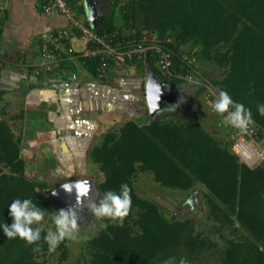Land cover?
<instances>
[{
	"label": "trees",
	"instance_id": "obj_1",
	"mask_svg": "<svg viewBox=\"0 0 264 264\" xmlns=\"http://www.w3.org/2000/svg\"><path fill=\"white\" fill-rule=\"evenodd\" d=\"M108 4V15L94 29L98 34L112 38L125 49L139 44L143 37L156 35L158 44L170 54L173 69L194 82L162 74L153 50L134 57L130 66L135 65L142 76V91L133 99L138 101L134 103L136 111L143 108L138 114H146L143 89L147 73L175 88L172 94L176 89L190 88L194 95L188 90V102L195 107L190 108V115L179 116L172 111L151 120L147 117L145 123L127 119L118 129L104 134L98 145L90 146L87 155L81 152L75 156L81 164L88 158L98 165L103 174V181L97 185L101 194L118 193L122 184L131 189L129 214L86 242L85 264H164L170 258L174 264L181 259L187 264H264V163L248 167L240 162L231 151L239 130L225 125L220 114L204 106L207 95L200 96L209 84L218 93L226 91L233 101L251 110V126L264 137V116L257 111L258 105L264 104V0H108ZM77 8L85 15L83 5ZM85 24L90 27L87 20ZM195 61L215 66L222 71L221 77L212 82L202 79L196 75ZM100 62L99 56L85 60L83 67L92 79L68 86L94 94L98 86H103L117 93L119 89L113 86L116 77L96 80ZM27 74L30 75L28 71ZM42 78L35 77L36 82ZM195 78L200 84L195 83ZM40 84L46 86V82ZM4 93L0 91V101ZM192 97L200 102L193 103ZM81 99L75 98L74 104L67 106L82 113L95 108L94 101L87 104L79 102ZM122 99L133 103L127 96ZM119 110L127 118L125 110ZM23 116L21 111L10 119ZM76 120L73 122L77 124L82 119ZM76 127L72 133L68 130V135L89 136L94 123L87 120ZM88 141L92 143L91 137L87 141L79 139L78 143ZM22 142L23 138L16 137L9 122L1 118L0 264H46L40 258L50 251L41 223L40 252L33 251L37 245L18 237L8 239L2 228L5 223H13L9 205L15 199L31 200L45 210V216L53 211L44 193L49 187L47 181L36 182L25 172L29 161L23 154ZM73 172L76 178L84 173L77 167L70 174ZM139 172L151 174L164 188L184 192L203 188L208 217L218 222L219 229L226 225L225 231L227 227L231 230L232 237L226 240L225 247L217 249L215 243L195 231L190 219L170 221L158 204L141 198L134 188ZM67 243L68 240L61 242L50 252L58 253V263L67 258Z\"/></svg>",
	"mask_w": 264,
	"mask_h": 264
},
{
	"label": "crops",
	"instance_id": "obj_2",
	"mask_svg": "<svg viewBox=\"0 0 264 264\" xmlns=\"http://www.w3.org/2000/svg\"><path fill=\"white\" fill-rule=\"evenodd\" d=\"M93 1L95 7L100 10L101 0ZM35 4L36 0H6L4 2L5 11L0 26V91L5 93L0 101V119L7 120L8 117L23 111V118L13 120L16 121L18 129H21L19 132L24 136V138L22 137L23 154L28 160L30 156H49L52 162L55 161L53 169L58 172L63 171L65 174H69L76 167L84 172L87 161L84 160V164H81L79 162L81 159L79 158L77 162L75 156H79L81 152L83 156L87 155V149L92 143L88 141L82 145L78 141L79 139L87 141L90 137L93 141L100 126L98 118L101 115L104 117L110 113L122 115L119 110L121 108L127 113V118L142 116L146 119L150 117L146 102V114H138L139 111L143 112L142 107H138V111L134 108V103L136 104L138 101L135 100L134 102L133 99L142 91V76L134 65V73L124 72L128 74V77L122 75L116 77L113 86L119 89L117 93L103 86L97 87L96 94L92 91L74 90L73 87L68 86V83H80L88 80L84 77L87 73L85 68H79L75 65L73 66L74 69H63L62 73H58L55 77H44L36 82L31 70L39 62L37 47L40 34L45 30L67 27L68 21L61 15L49 16L42 14ZM81 4L86 16L84 0H81ZM73 46L78 49L80 43L74 42ZM27 71L30 75L27 74ZM72 73L76 75V80L70 79ZM51 78L53 80L50 82L49 79ZM45 82L46 86L40 84ZM36 84H40V86L31 89V86ZM173 90L175 88L168 87L169 93H172ZM80 92H82L81 96ZM126 96L130 98L129 102L133 103L128 104L122 99ZM75 98H83L87 104H92L94 101L96 106L90 111L86 109L83 113L81 110L74 112V110H71V106L69 109L67 103L74 104ZM169 98L171 96L169 97L166 94L167 100L164 107L160 109L161 111L172 110L174 106H177L176 103L174 104L176 100L170 102ZM83 100L81 99L79 102ZM79 118L82 120L77 124L73 122V120ZM10 120L9 118L7 121ZM87 120L94 123V129L92 128L90 137L88 134H85L86 136L68 135V130L72 133V130L77 128L78 124ZM82 131H84L83 128ZM80 133L82 132L80 131ZM67 166L70 167L69 170ZM49 179L51 180V178Z\"/></svg>",
	"mask_w": 264,
	"mask_h": 264
},
{
	"label": "rangeland",
	"instance_id": "obj_3",
	"mask_svg": "<svg viewBox=\"0 0 264 264\" xmlns=\"http://www.w3.org/2000/svg\"><path fill=\"white\" fill-rule=\"evenodd\" d=\"M100 3L101 7L99 13L101 16L108 15L109 11L107 9L110 6L108 4V0H101ZM195 65L197 69L196 75H200L202 79H205L208 82H212L214 79H219L221 77L222 71L209 63L201 65L195 61ZM78 67L80 68L79 64ZM134 69V65L130 66L127 68L126 72L134 73ZM119 73L122 75L125 74L123 71ZM124 76L128 77V74H125ZM84 77L92 79L90 76L88 77L87 73ZM195 81L196 83L200 84L196 78ZM176 90L177 92H175V96L179 99L178 106H172L173 110H162L156 115L164 116V114L172 111H177V115L179 116L192 114V110H190V108L193 109L195 105H191L188 101L191 95H194L193 91L190 88ZM188 90L191 95L188 93ZM209 93L210 95H208ZM218 94L219 93L216 88L211 84L205 85V91L200 94L201 97L203 95H207L204 100V106L210 107V111H214L213 104L218 97ZM200 96L199 98H201ZM199 98L197 99L192 97L191 100L193 103H197L200 102ZM9 118L10 117H8L7 120H9ZM127 119H134L140 121V123L146 121V119L142 118V116L126 118L116 113H110L105 117L101 115L100 118H98L100 126L98 127L95 135L96 137H94L91 146L98 145L104 134L112 132L113 129H118ZM9 123L11 124L12 130L16 137L20 135L19 137L24 138V136H22V134L19 132L21 129H18L19 127L16 125V121L12 119L9 121ZM27 161L29 162L26 166L25 172L27 173L28 178L32 180L34 178L36 182L47 181V184H49V187L44 193L48 198L53 211L50 215L45 216L44 220L41 221V226L45 229L46 233L49 230L55 231V214H58L59 210L61 209H67L70 207V205L67 203L66 205L63 200L56 199L50 194V191L56 186L67 182L68 180L88 179L93 181L95 192L92 194V196L96 199V201L99 202V199H101L103 196V194H100L97 189V185L103 181V174L99 170L98 165L94 164L89 159L86 160V170L84 171L83 175L80 176L81 178H76L77 176L74 175V172L72 174H65L63 171L58 172L57 170H54L53 168L55 167V161L52 162V159H50L49 156H30L29 160ZM67 169L69 170L70 167L67 166ZM49 178H51V180ZM54 178L58 179L55 181ZM134 188L136 193L141 198L149 199L158 204L160 210L167 218L170 219V221L190 219L194 224L195 231L200 232L204 237L215 243L217 249H223L225 247L226 240L232 237L229 227H227V230L225 231L224 227L226 225H224L222 226L221 230L219 229L221 226L218 228V222L208 217V207L206 206L204 199L203 188L197 187L196 190H191L189 192L164 188L154 181L151 174L142 172L137 174L134 182ZM79 215L81 216V219L79 221L80 229L78 233V240H68V254L66 260L58 263V253L52 254L50 252L42 256L40 260H44L46 264H85V259H87L88 256L85 249L86 242L98 235L99 232L102 231L108 224L122 222L120 220H112L108 218H97L90 214L86 208L80 211ZM235 233L237 232L235 231Z\"/></svg>",
	"mask_w": 264,
	"mask_h": 264
},
{
	"label": "built area",
	"instance_id": "obj_4",
	"mask_svg": "<svg viewBox=\"0 0 264 264\" xmlns=\"http://www.w3.org/2000/svg\"><path fill=\"white\" fill-rule=\"evenodd\" d=\"M5 1L0 0V23ZM79 5H82L81 0H36L35 6L42 14L64 16L68 26L45 30L40 34L37 47L39 62L31 70L34 77H55L62 73L63 69L78 64L84 68L85 60L99 56L101 62L96 69V80L114 79L122 75L119 72H125L130 67L134 57H139L147 50H153L158 58L157 67L162 74L174 75L176 78L194 83L173 69L171 56L158 44L156 35L151 38L143 37L142 42L125 49L120 43H114L112 38L100 35L87 26L86 16L78 11ZM74 42L80 43L78 49L73 46ZM70 79L76 80V75L72 73ZM231 151L248 167L260 165L264 163V137L250 125L247 133L239 131L238 135L234 136Z\"/></svg>",
	"mask_w": 264,
	"mask_h": 264
},
{
	"label": "clouds",
	"instance_id": "obj_5",
	"mask_svg": "<svg viewBox=\"0 0 264 264\" xmlns=\"http://www.w3.org/2000/svg\"><path fill=\"white\" fill-rule=\"evenodd\" d=\"M164 85L166 86L168 95V87L170 86H167L165 83ZM170 88L172 89V87ZM162 94L161 86L156 81H152L151 92L149 94L150 110H159L157 113L161 111L160 100ZM165 98L163 103H166ZM213 108L217 114L222 116V122L225 125H230L241 133H247L250 125L254 124L251 110L246 109L243 104L233 101L226 91L221 90L219 92L218 97L214 101ZM257 111L260 115L264 116V104L258 105ZM61 188L67 194L75 192L76 203L74 206L61 209L58 214H55V231L49 230L43 237L49 246L50 252L55 251L59 244L65 240H78L79 221L81 219L79 212L85 208L97 218L122 221L129 214L131 189L127 184H122L118 193L115 191L104 193L99 202L92 196L93 186L87 180L78 179L75 182L68 180L66 183L61 184ZM52 194L56 195L57 193L53 191ZM9 211L13 223L10 226L7 223L2 225L3 232L7 238L15 239L18 237L29 245H37L33 248V251L40 252L41 248L38 242L41 240L42 229L39 225L44 220L45 210L37 207L29 199H15L9 205ZM164 264H174V262L170 258ZM179 264H187V261L181 259Z\"/></svg>",
	"mask_w": 264,
	"mask_h": 264
},
{
	"label": "water",
	"instance_id": "obj_6",
	"mask_svg": "<svg viewBox=\"0 0 264 264\" xmlns=\"http://www.w3.org/2000/svg\"><path fill=\"white\" fill-rule=\"evenodd\" d=\"M84 5L86 8V20L87 22L90 24V27L92 29H96L98 27L99 24L102 23V21L104 20L105 16H101V14L99 13L98 8L95 7L94 5V1L93 0H84ZM152 81H156L162 88V96H161V100H160V109H162L164 107V98L166 97L167 91H166V86L164 85V83L159 80L156 76H154L153 74L147 73L146 74V79H145V83H144V95H145V102L149 111V116L150 118H154V116L156 115L157 111H152L149 108V94L151 92V82ZM78 179L75 180H71L70 182H75ZM81 180H87L89 181L92 186H93V191L92 194H94L95 192V188L93 185V181L92 180H88V179H81ZM66 183V182H64ZM63 184V183H62ZM55 191L57 194L53 195L52 192ZM50 194L56 198V199H61L63 200V202L70 206H74L76 203V197H75V192H73L72 194H67L62 188H61V184L56 186L54 189H52L50 191ZM101 194V193H100ZM66 204V205H67Z\"/></svg>",
	"mask_w": 264,
	"mask_h": 264
},
{
	"label": "flooded vegetation",
	"instance_id": "obj_7",
	"mask_svg": "<svg viewBox=\"0 0 264 264\" xmlns=\"http://www.w3.org/2000/svg\"><path fill=\"white\" fill-rule=\"evenodd\" d=\"M168 93H169V91H168ZM175 95H176V94L169 93L168 96H169V97L171 96V98H169V99H170L171 101H172V100H173V101L176 100V102H178L179 99H178ZM166 100H167V99L165 98V102H166ZM171 101H170V102H171Z\"/></svg>",
	"mask_w": 264,
	"mask_h": 264
}]
</instances>
